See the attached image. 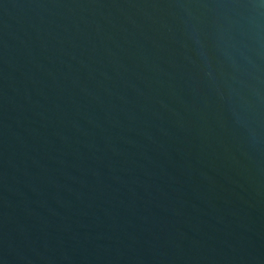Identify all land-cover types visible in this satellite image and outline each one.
<instances>
[{"label": "water", "instance_id": "1", "mask_svg": "<svg viewBox=\"0 0 264 264\" xmlns=\"http://www.w3.org/2000/svg\"><path fill=\"white\" fill-rule=\"evenodd\" d=\"M0 264H264V0H0Z\"/></svg>", "mask_w": 264, "mask_h": 264}]
</instances>
